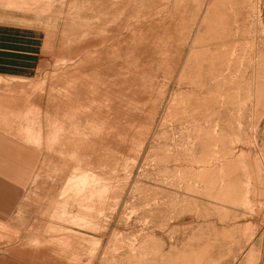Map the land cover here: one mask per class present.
Wrapping results in <instances>:
<instances>
[{"label":"rangeland","instance_id":"obj_1","mask_svg":"<svg viewBox=\"0 0 264 264\" xmlns=\"http://www.w3.org/2000/svg\"><path fill=\"white\" fill-rule=\"evenodd\" d=\"M0 93V264H264V0H0Z\"/></svg>","mask_w":264,"mask_h":264},{"label":"crops","instance_id":"obj_2","mask_svg":"<svg viewBox=\"0 0 264 264\" xmlns=\"http://www.w3.org/2000/svg\"><path fill=\"white\" fill-rule=\"evenodd\" d=\"M11 95H14V94H11ZM14 98H16L15 95H14L12 101H8L7 100L8 99V95H5L4 93H0V110H1V112H3L4 116H7L8 114L13 113V111H16V110L11 109V107H14V102H15V106L16 107H18V105H19L17 103L16 99H14ZM4 109H8V111L4 112L3 111ZM26 132L28 134H30L29 138H33L34 137V134H31L32 132H28V131H26Z\"/></svg>","mask_w":264,"mask_h":264}]
</instances>
